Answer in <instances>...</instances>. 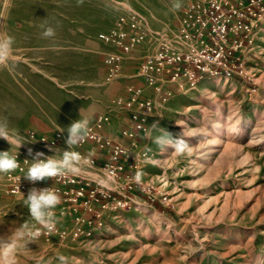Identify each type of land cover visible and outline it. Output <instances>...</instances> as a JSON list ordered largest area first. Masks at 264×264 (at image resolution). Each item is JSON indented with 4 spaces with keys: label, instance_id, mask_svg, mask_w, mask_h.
I'll list each match as a JSON object with an SVG mask.
<instances>
[{
    "label": "rangeland",
    "instance_id": "obj_1",
    "mask_svg": "<svg viewBox=\"0 0 264 264\" xmlns=\"http://www.w3.org/2000/svg\"><path fill=\"white\" fill-rule=\"evenodd\" d=\"M195 1L201 0H1L0 32L14 37L17 63L12 71L0 68V119L25 141L30 130L48 137L60 131L63 140L52 148L27 141L17 149L0 138V150L31 149L47 157L56 149L59 156L73 121L88 116L91 125L100 113L113 115L126 87L140 85V55L133 53L124 75L107 81V47L97 35L135 11L153 46L178 28ZM255 5L240 72L205 76L167 99L143 88L155 104L147 133L131 152L137 169L129 176L139 174L138 181H113L104 170L83 166L80 175L116 197L92 236L36 237L17 250V264H264V0ZM49 26L55 36L42 38ZM161 129L174 138L182 131L187 150H161L154 143ZM105 131L119 139V128ZM79 149L103 158L87 144ZM46 181L29 182L25 193L12 196L0 175V236L33 226L24 196Z\"/></svg>",
    "mask_w": 264,
    "mask_h": 264
},
{
    "label": "built area",
    "instance_id": "obj_2",
    "mask_svg": "<svg viewBox=\"0 0 264 264\" xmlns=\"http://www.w3.org/2000/svg\"><path fill=\"white\" fill-rule=\"evenodd\" d=\"M255 3L256 0L195 1L180 15L178 28L165 41L156 38L153 46L149 43L143 16L135 11L119 15L110 29L100 32L97 39L107 47L103 53L106 80L113 82L122 76L125 61L138 53L140 62L135 75L140 85H128L125 95L116 101L115 113H100L89 126V139L83 144L89 145L92 151L101 152L103 158L99 161L95 155H85L79 149L81 145L76 146L75 150L85 160H91L83 166L102 169L113 181H134L129 174L137 165L131 160V152L138 147L137 137L147 133L148 117L155 104L151 96L143 94V88H149L160 99H167L175 90L191 88L205 76L230 77L240 72L245 39L257 17ZM109 127L119 128L118 140L106 133L105 128ZM26 139L52 148L63 140V135L55 131L48 137L30 130ZM10 152L18 155L20 168L4 174L5 192L17 196L28 189L29 181L23 175L37 152L31 155L19 150ZM91 182L82 175H67L55 180L48 178L35 187H54L62 198L55 209V228L50 232L41 230L39 238L92 236L102 225L101 215L113 197L106 187L98 188ZM26 214L33 223L29 229L37 230L39 226L30 217L27 207Z\"/></svg>",
    "mask_w": 264,
    "mask_h": 264
},
{
    "label": "clouds",
    "instance_id": "obj_3",
    "mask_svg": "<svg viewBox=\"0 0 264 264\" xmlns=\"http://www.w3.org/2000/svg\"><path fill=\"white\" fill-rule=\"evenodd\" d=\"M82 3V0H79ZM179 7V5H176ZM41 27H44L43 25ZM42 38H51L55 36V30L52 27L44 28L41 33ZM14 37L7 33L0 32V68H6L12 71L17 63L14 55ZM80 116V115H79ZM90 118L83 116L73 121L67 127V139L65 141L67 150H62L57 156H44V153H35L33 160L28 166L23 177L30 183L42 182L48 178L56 179L67 175H80L85 162L91 163L90 158L85 160L81 153L70 150L76 146L82 145L89 139ZM153 129L159 127L158 123L152 125ZM161 135L154 139L161 150L173 149L176 153L182 154L187 150V144L183 139L184 133L181 131L177 137H173L165 129H161ZM0 138L4 139L10 146L20 149L25 143L24 137L16 129L9 127L7 119H0ZM29 154L32 150L29 149ZM18 155L8 151H0V175L9 174L20 168ZM43 157V158H42ZM135 179H140L139 174ZM61 195L54 187L31 188L25 198L24 204L29 210L30 217L37 223L39 228L32 231L27 225L15 228L10 234L0 236V264H17V250L22 246H27L29 242L41 235V230L52 231L55 228V209L61 203Z\"/></svg>",
    "mask_w": 264,
    "mask_h": 264
},
{
    "label": "crops",
    "instance_id": "obj_4",
    "mask_svg": "<svg viewBox=\"0 0 264 264\" xmlns=\"http://www.w3.org/2000/svg\"><path fill=\"white\" fill-rule=\"evenodd\" d=\"M0 5H1V0H0ZM122 75H124V69H123V74ZM135 84V83H134Z\"/></svg>",
    "mask_w": 264,
    "mask_h": 264
}]
</instances>
